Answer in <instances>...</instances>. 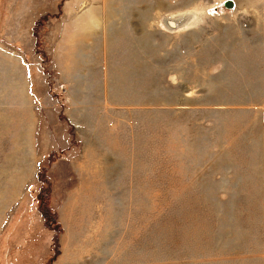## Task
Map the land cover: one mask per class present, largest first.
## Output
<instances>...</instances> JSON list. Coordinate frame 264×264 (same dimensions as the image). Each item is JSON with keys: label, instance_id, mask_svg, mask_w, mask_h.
I'll use <instances>...</instances> for the list:
<instances>
[{"label": "rangeland", "instance_id": "1", "mask_svg": "<svg viewBox=\"0 0 264 264\" xmlns=\"http://www.w3.org/2000/svg\"><path fill=\"white\" fill-rule=\"evenodd\" d=\"M224 1L0 0V264H264V0Z\"/></svg>", "mask_w": 264, "mask_h": 264}, {"label": "crops", "instance_id": "2", "mask_svg": "<svg viewBox=\"0 0 264 264\" xmlns=\"http://www.w3.org/2000/svg\"><path fill=\"white\" fill-rule=\"evenodd\" d=\"M28 81H29V79L28 78H25L24 77V82H23V85L20 87V91L22 90L23 92L25 91V93H27L28 92V90H29V88H28ZM28 100V99H27ZM25 101H26V99H25ZM23 103H25V102H23ZM32 112V111H31ZM33 116H34V121H32V123H39L38 122V119L36 120V113H33ZM21 123H27V122H25V121H23V120H21L20 121ZM30 123V122H29ZM42 131V130H41ZM38 135H39V137H38ZM41 136V137H40ZM51 135L49 136V135H47V134H45V132H43L42 133V135H40V132L38 133L37 131H35V132H33V133H31V135H30V138H32V139H34V140H32V143H34L33 144V148H32V151H33V153L35 154V156H33V158H35V159H41V158H43V156L50 150V148H48L47 150H46V147L44 148V146H43V144H47V143H51ZM36 138H38V139H36ZM43 141V142H42ZM36 142L38 143V144H36ZM41 145H40V144ZM36 165H38L37 163H36ZM8 220H10V217L8 218ZM8 220H7V222H8ZM3 227H4V224H3V226L1 227V230L3 229ZM0 230V231H1Z\"/></svg>", "mask_w": 264, "mask_h": 264}, {"label": "trees", "instance_id": "3", "mask_svg": "<svg viewBox=\"0 0 264 264\" xmlns=\"http://www.w3.org/2000/svg\"><path fill=\"white\" fill-rule=\"evenodd\" d=\"M39 20V19H38ZM38 20L34 23V27H33V29L36 31V26H37V23H38ZM34 31V32H35ZM52 158H53V152H50L49 153V155L47 156V164L49 163V162H51L52 161ZM44 169H45V166H42L41 168H40V171H41V173L44 171ZM40 173V174H41ZM41 178H42V176H41ZM35 197L36 198H38V197H40V195L39 194H36L35 195ZM43 212H45L44 210H43ZM46 213V212H45Z\"/></svg>", "mask_w": 264, "mask_h": 264}, {"label": "water", "instance_id": "4", "mask_svg": "<svg viewBox=\"0 0 264 264\" xmlns=\"http://www.w3.org/2000/svg\"><path fill=\"white\" fill-rule=\"evenodd\" d=\"M223 5L228 8V9H231L234 7V3H233V0H225L223 2Z\"/></svg>", "mask_w": 264, "mask_h": 264}]
</instances>
